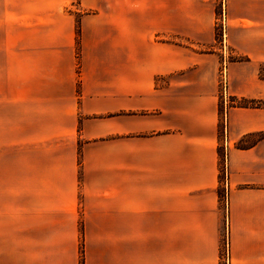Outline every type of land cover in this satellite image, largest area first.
Segmentation results:
<instances>
[{
	"label": "crops",
	"instance_id": "crops-1",
	"mask_svg": "<svg viewBox=\"0 0 264 264\" xmlns=\"http://www.w3.org/2000/svg\"><path fill=\"white\" fill-rule=\"evenodd\" d=\"M223 65L264 100V0H0V264H264V108L222 120Z\"/></svg>",
	"mask_w": 264,
	"mask_h": 264
},
{
	"label": "trees",
	"instance_id": "trees-1",
	"mask_svg": "<svg viewBox=\"0 0 264 264\" xmlns=\"http://www.w3.org/2000/svg\"><path fill=\"white\" fill-rule=\"evenodd\" d=\"M260 78L264 79V65L260 67ZM231 107H239V108H264V100H246L241 99V102L238 104H233ZM250 139H254L253 141H249ZM264 140V132L252 133L245 136L242 140H240L236 147L239 149H249L255 146L259 141ZM224 180V167L222 165L221 168V176L220 181L221 184ZM220 198L223 199V191L220 189Z\"/></svg>",
	"mask_w": 264,
	"mask_h": 264
},
{
	"label": "built area",
	"instance_id": "built-area-1",
	"mask_svg": "<svg viewBox=\"0 0 264 264\" xmlns=\"http://www.w3.org/2000/svg\"><path fill=\"white\" fill-rule=\"evenodd\" d=\"M221 74L223 78L222 82L225 88L226 86V65H224ZM224 98L225 99L227 98L226 89L224 90ZM222 186H223L222 202H223L225 209H228L229 187H228V175H227V170H226V155H225V166H224V180H223ZM222 264H231L230 252H229V242L227 238H226L224 249L222 252Z\"/></svg>",
	"mask_w": 264,
	"mask_h": 264
},
{
	"label": "rangeland",
	"instance_id": "rangeland-1",
	"mask_svg": "<svg viewBox=\"0 0 264 264\" xmlns=\"http://www.w3.org/2000/svg\"><path fill=\"white\" fill-rule=\"evenodd\" d=\"M216 43L217 45H221L222 47H224V39L222 37H216ZM224 67V65H223ZM222 67V69H223ZM222 72V70H221ZM222 74H221V77H220V88H221V101H220V112H221V115H222V120H223V117H224V114H225V109L226 107L230 108L234 103L235 104H238L241 102V100L239 99H236V98H233L232 96H230L226 90V96L227 98L225 99L224 98V90L226 89V86L224 88V84L222 82ZM222 127H224V123L222 122ZM254 139H250L249 141H253ZM222 191H223V186L221 187Z\"/></svg>",
	"mask_w": 264,
	"mask_h": 264
}]
</instances>
